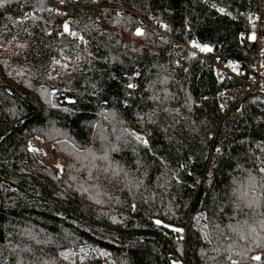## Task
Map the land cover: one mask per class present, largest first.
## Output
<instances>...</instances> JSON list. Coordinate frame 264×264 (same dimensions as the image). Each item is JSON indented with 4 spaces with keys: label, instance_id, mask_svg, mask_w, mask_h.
Returning a JSON list of instances; mask_svg holds the SVG:
<instances>
[{
    "label": "trees",
    "instance_id": "obj_1",
    "mask_svg": "<svg viewBox=\"0 0 264 264\" xmlns=\"http://www.w3.org/2000/svg\"><path fill=\"white\" fill-rule=\"evenodd\" d=\"M179 261L264 264V0H0V264Z\"/></svg>",
    "mask_w": 264,
    "mask_h": 264
},
{
    "label": "built area",
    "instance_id": "obj_2",
    "mask_svg": "<svg viewBox=\"0 0 264 264\" xmlns=\"http://www.w3.org/2000/svg\"><path fill=\"white\" fill-rule=\"evenodd\" d=\"M263 22V18L261 17V15H259L257 18H256V22L255 24L258 26V31H257V40H258V46H262L263 45V39L259 37V27L261 26V23ZM143 25V24H142ZM151 25L154 26L155 28H158L159 31L163 34V35H167V33H165V30H163V25H157V22L155 20H152L151 21ZM189 51H190V56L192 57H197V56H202V50L199 46L197 45H191L189 47ZM259 56H261L262 52L260 50V47H259V52H258ZM217 71H221L222 70V67H220L219 65H217V68H216ZM257 70V74L254 76V82H252L251 86H250V90H261L263 87H262V84H261V81H260V78H259V75L261 73V67L260 66H257L256 68Z\"/></svg>",
    "mask_w": 264,
    "mask_h": 264
},
{
    "label": "rangeland",
    "instance_id": "obj_3",
    "mask_svg": "<svg viewBox=\"0 0 264 264\" xmlns=\"http://www.w3.org/2000/svg\"><path fill=\"white\" fill-rule=\"evenodd\" d=\"M141 27H143L141 25ZM40 146H43L42 148H44V150L42 151V153H39L37 152L35 149H38ZM35 148V149H34ZM30 149L39 157V154L43 157V159H49V158H53L54 156V159L52 161H46V160H43L39 157V159L41 161H43L44 163L46 164H50V165H54L56 166L59 171L61 172L62 170V166L60 164V161L59 159L55 156L54 152H53V144H48L46 143L41 137H38L36 138L35 140H32L30 142ZM176 264H181V262H177Z\"/></svg>",
    "mask_w": 264,
    "mask_h": 264
},
{
    "label": "snow or ice",
    "instance_id": "obj_4",
    "mask_svg": "<svg viewBox=\"0 0 264 264\" xmlns=\"http://www.w3.org/2000/svg\"><path fill=\"white\" fill-rule=\"evenodd\" d=\"M66 30H67V26H66ZM254 38V37H253ZM204 50H210V49H207L206 47H205V49ZM157 223H159V221L157 222ZM177 231H180L179 229H177ZM254 259H257V260H259L260 259V257L259 256H257V257H254Z\"/></svg>",
    "mask_w": 264,
    "mask_h": 264
},
{
    "label": "bare ground",
    "instance_id": "obj_5",
    "mask_svg": "<svg viewBox=\"0 0 264 264\" xmlns=\"http://www.w3.org/2000/svg\"><path fill=\"white\" fill-rule=\"evenodd\" d=\"M43 146H40L38 149H35L37 152H39V151H41L42 152V150H43V148H42ZM39 156H41L40 154H39ZM41 157H43V156H41Z\"/></svg>",
    "mask_w": 264,
    "mask_h": 264
}]
</instances>
